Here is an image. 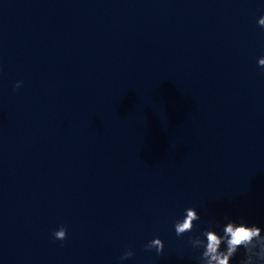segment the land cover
<instances>
[{"label":"water","instance_id":"obj_1","mask_svg":"<svg viewBox=\"0 0 264 264\" xmlns=\"http://www.w3.org/2000/svg\"><path fill=\"white\" fill-rule=\"evenodd\" d=\"M260 17L264 0H0V264H200L210 226L264 235Z\"/></svg>","mask_w":264,"mask_h":264},{"label":"clouds","instance_id":"obj_2","mask_svg":"<svg viewBox=\"0 0 264 264\" xmlns=\"http://www.w3.org/2000/svg\"><path fill=\"white\" fill-rule=\"evenodd\" d=\"M260 27L264 28V17L258 20ZM258 65L264 70V57L259 58ZM22 86V81H18L16 88ZM200 216L195 208L186 209V216L183 219H178L175 222V232L177 236H183L186 232H191L196 227L193 221H198ZM226 219H228L226 217ZM220 225L210 226L203 232L206 241L200 236L190 238L189 242L195 249L203 248L204 251L200 257V264H231L232 258L237 254L240 248L246 250L247 259L242 264H252L253 258L258 255L255 251L257 245H264V236H262V229L256 225L249 226L248 223L241 219L235 221L229 219L227 224L223 226V235H220L213 227ZM53 236L57 240H66L68 238V230L64 225L59 227V230L54 231ZM222 245L225 248L222 250ZM146 250L151 251L155 249L157 255L164 253L165 244L160 238L151 240L145 245ZM135 253L128 249L121 260H127L133 257Z\"/></svg>","mask_w":264,"mask_h":264},{"label":"rangeland","instance_id":"obj_3","mask_svg":"<svg viewBox=\"0 0 264 264\" xmlns=\"http://www.w3.org/2000/svg\"><path fill=\"white\" fill-rule=\"evenodd\" d=\"M255 251L258 253V255L253 258L252 264H264V245L258 244ZM246 259H247V256L245 254V260Z\"/></svg>","mask_w":264,"mask_h":264}]
</instances>
